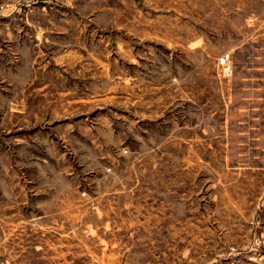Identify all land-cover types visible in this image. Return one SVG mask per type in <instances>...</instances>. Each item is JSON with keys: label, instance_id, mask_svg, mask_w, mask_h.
<instances>
[{"label": "rangeland", "instance_id": "obj_1", "mask_svg": "<svg viewBox=\"0 0 264 264\" xmlns=\"http://www.w3.org/2000/svg\"><path fill=\"white\" fill-rule=\"evenodd\" d=\"M0 264H264V0H0Z\"/></svg>", "mask_w": 264, "mask_h": 264}, {"label": "crops", "instance_id": "obj_2", "mask_svg": "<svg viewBox=\"0 0 264 264\" xmlns=\"http://www.w3.org/2000/svg\"><path fill=\"white\" fill-rule=\"evenodd\" d=\"M59 33H63V31H60ZM82 33H80V35H79V39H82V35H81ZM46 41V40H45ZM26 45H27V43H26ZM78 46V48H80L79 47V45H77ZM50 47V46H49ZM48 47V48H49ZM77 51H79V49H77ZM56 52H57V50H56ZM55 52V53H56ZM26 56H28L27 54H26ZM53 58H55V60L58 62V63H61L62 65H65L66 67L68 66L69 67V69L68 68H64L63 70L65 71V72H67L68 74L69 73H71L72 72V70H74L75 69V67L76 66H74V64H73V52H72V49L70 48L69 50H66V51H61V50H59V53L57 54H54V56H53ZM95 58H99V57H97V56H95ZM78 60H81V61H85V60H83V57H81V58H78ZM101 66V65H100ZM86 65H82V64H80V67H78L77 68V73L79 74V75H83L84 73L83 72H85L86 71ZM78 75V76H79ZM59 83H61V81L59 82ZM59 85H62V84H57V83H55L54 82V85L53 86H56V87H58Z\"/></svg>", "mask_w": 264, "mask_h": 264}]
</instances>
